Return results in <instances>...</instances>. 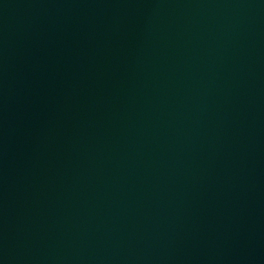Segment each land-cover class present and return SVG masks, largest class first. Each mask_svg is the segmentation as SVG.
<instances>
[{
    "label": "water",
    "instance_id": "95a60500",
    "mask_svg": "<svg viewBox=\"0 0 264 264\" xmlns=\"http://www.w3.org/2000/svg\"><path fill=\"white\" fill-rule=\"evenodd\" d=\"M0 264H264V0H0Z\"/></svg>",
    "mask_w": 264,
    "mask_h": 264
}]
</instances>
